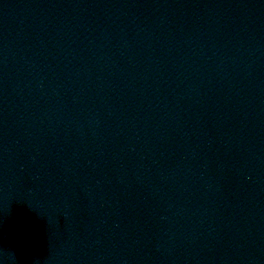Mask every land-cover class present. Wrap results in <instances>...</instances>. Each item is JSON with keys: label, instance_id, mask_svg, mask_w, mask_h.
Returning <instances> with one entry per match:
<instances>
[{"label": "water", "instance_id": "95a60500", "mask_svg": "<svg viewBox=\"0 0 264 264\" xmlns=\"http://www.w3.org/2000/svg\"><path fill=\"white\" fill-rule=\"evenodd\" d=\"M0 264H264V0H0Z\"/></svg>", "mask_w": 264, "mask_h": 264}]
</instances>
